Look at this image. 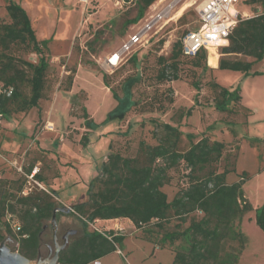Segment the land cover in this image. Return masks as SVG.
I'll return each instance as SVG.
<instances>
[{
  "label": "rangeland",
  "instance_id": "374dc122",
  "mask_svg": "<svg viewBox=\"0 0 264 264\" xmlns=\"http://www.w3.org/2000/svg\"><path fill=\"white\" fill-rule=\"evenodd\" d=\"M13 1L27 11L38 39L50 41L46 55L50 69L45 98L39 108L15 114L8 120L0 118V180L21 179L34 164L33 173L41 169L47 178L45 188L51 191L50 182L63 172L54 185L61 196L57 198L58 207L73 208L88 200L90 184L100 174L109 153L136 156L141 140L157 143L153 136L154 130H159L156 124L180 121L185 137L192 134L195 142L204 136L224 141L227 153L238 155L237 173L229 175V182H237L239 174L246 171L252 176L244 187L246 197L256 205L264 196V60L253 67V71L261 74L246 75L211 67L208 54L206 69L192 67L193 57H184L181 80L162 83L157 77L158 57L169 56L172 44L183 37L185 31L198 26L197 8L204 0H158L155 3L158 6L150 7L141 21L130 25L126 21L137 15L136 0H89V4L81 0ZM8 3V0H0V22H10ZM170 7V18L153 27L143 43L136 45L118 68L108 72L106 60L143 29L152 15L155 17L156 13ZM237 9L241 14H255L254 8L242 1ZM223 47L218 50L219 59ZM133 55H137V64L130 60ZM22 57L38 61L34 53H22ZM242 58L254 61L251 57ZM72 71H75L74 81L68 91L67 78ZM103 73L110 76V86L119 98L128 93L133 95V99L125 97L124 102L134 100L136 106L121 120L111 119L120 100L105 86ZM213 80L230 89L241 88L242 101L233 105L234 113H222L215 108V93L210 88ZM195 82L199 89L195 88ZM84 107L97 127H85ZM191 107V115L183 117ZM86 132L90 143L84 147L81 139ZM189 145L185 138L183 149ZM186 172L185 165L171 171L172 181L163 188L170 201L183 188ZM35 186L39 187L33 183L32 189ZM73 195L81 197L69 200ZM122 219L86 226L78 217L63 213L58 220L61 227L58 241L62 244L63 235L69 230H76L70 240L95 230L115 231L125 239L118 245L117 252L101 260L102 264L172 263L177 245L157 248L145 240V229H138L131 220ZM176 223L173 220L170 227ZM243 231L249 243L239 264H264V232L256 223L255 210L245 216ZM45 245L55 250L51 222L46 224L42 236L41 246ZM10 246L15 251L14 241Z\"/></svg>",
  "mask_w": 264,
  "mask_h": 264
},
{
  "label": "trees",
  "instance_id": "16d2710c",
  "mask_svg": "<svg viewBox=\"0 0 264 264\" xmlns=\"http://www.w3.org/2000/svg\"><path fill=\"white\" fill-rule=\"evenodd\" d=\"M6 7L10 22H0V118L10 119L19 113H28L39 108L45 98L48 86L50 63L47 58L49 40H39L27 11L13 0ZM158 0H136L137 15L127 20L128 25L141 21L147 10ZM255 9V15L242 19L229 36V44L221 49H211L209 65L218 69L242 72L246 75L261 74L253 67L264 60V0H241ZM200 21L198 18V29ZM193 30L172 44L169 56H159V82L181 80L184 57H193L194 68H207L208 53L200 51L196 56L184 53V38ZM94 38L93 42L96 41ZM93 42H90L92 46ZM161 43H164L162 40ZM22 53H34L37 62L26 60ZM242 57H251L247 61ZM137 64V55L130 58ZM68 76L66 90H71L75 71ZM129 79L128 81H132ZM103 81L113 95L120 100L111 119H122L135 106L134 100L125 103L110 86V76L103 73ZM196 89L199 84L195 82ZM215 93L214 106L222 113H234L233 105L242 101L241 88L230 89L210 82ZM172 90L170 89V92ZM133 99V95L131 96ZM173 102V99H170ZM193 107L183 115L189 116ZM83 118L87 129L97 127L94 119L83 108ZM180 121L156 124L154 130L156 144L145 140L139 142L136 156H124L111 152L102 164L100 174L91 182L88 200L73 206L70 215L81 219L86 226L96 220L129 219L138 229H145V240L155 247L165 249L176 246L171 264H239L249 243V237L241 228L244 217L256 212V223L264 232V203L253 207L246 197L244 185L252 178L248 172L239 174L240 180L230 183L229 175L237 173L238 155L227 153L224 141L208 136L195 142V136L185 137ZM187 138L190 145L183 149ZM89 134H83L81 144L89 143ZM39 160V159H38ZM41 162V160H39ZM34 164L26 169L25 177L17 180H0V244L11 237L19 245L15 251L36 261L42 245L45 226L51 222L58 208L55 191L42 190L35 186L28 195L23 191L28 186V176ZM185 165V182L170 201L163 188L172 181L171 171ZM61 174H56L59 178ZM34 181L44 184L47 178L42 170L34 176ZM8 213L15 214L22 226L16 235L6 221ZM62 212L57 217L59 220ZM177 223L170 227L171 222ZM125 239L115 231L86 232L83 236L70 240L60 253L58 264H92L118 251V245Z\"/></svg>",
  "mask_w": 264,
  "mask_h": 264
},
{
  "label": "built area",
  "instance_id": "2783aa9c",
  "mask_svg": "<svg viewBox=\"0 0 264 264\" xmlns=\"http://www.w3.org/2000/svg\"><path fill=\"white\" fill-rule=\"evenodd\" d=\"M85 4H89V0H81ZM241 0H204L197 12L199 15L200 26L198 29L191 31L183 40L184 53L187 56H196L200 51H207L208 55L211 53L212 48L223 46L222 43H229V36L231 32L236 28L242 19H249L255 14H241L237 5ZM120 3V1H118ZM169 8H164L161 12L157 13L150 18L146 26L138 33L130 37V40L126 42L119 50L114 52L105 62L108 72H113L118 68L123 60L129 55L136 45L142 44L147 33L156 27L161 21H165L170 18ZM148 43V41H146ZM53 127V126H52ZM35 173L28 176V186L23 194H26L32 190L33 183L44 189L42 184L34 181ZM6 221L10 225L12 231L18 235L21 229V222L15 214L8 213L6 215ZM16 246L19 244L14 241ZM94 264H101L100 261H95Z\"/></svg>",
  "mask_w": 264,
  "mask_h": 264
},
{
  "label": "water",
  "instance_id": "95a60500",
  "mask_svg": "<svg viewBox=\"0 0 264 264\" xmlns=\"http://www.w3.org/2000/svg\"><path fill=\"white\" fill-rule=\"evenodd\" d=\"M73 211L72 207H58L54 211L53 219H52V227L54 229V244H55V252L53 256H48L50 248L49 245L41 246V256L38 257L35 264H58L60 253L64 250L69 244V238L71 235L76 234V230H71L65 235L64 243L60 244L58 241V230H59V221H58V213H66L70 214ZM13 243V239L11 237L5 238L0 244V264H34V261H31L27 257L23 256L17 251H13L11 248V244ZM47 257V258H45Z\"/></svg>",
  "mask_w": 264,
  "mask_h": 264
},
{
  "label": "crops",
  "instance_id": "0c3cea01",
  "mask_svg": "<svg viewBox=\"0 0 264 264\" xmlns=\"http://www.w3.org/2000/svg\"><path fill=\"white\" fill-rule=\"evenodd\" d=\"M158 4H160V3H158ZM156 6H158V5H156V4H154V6L152 7V8H154V7H156ZM255 10V9H254ZM246 14H250V13H248V12H245ZM157 14V13H156ZM153 16V15H152ZM151 16V17H152ZM220 60V59H219ZM219 60H218V63H217V65L216 66H211V67H213V68H215V69H218V66H219ZM31 141V140H30ZM33 141V140H32ZM90 143V142H89ZM52 156L53 157H56V155H54V154H52ZM37 169H39V168H37ZM39 171V170H38ZM32 173H33V171H32ZM37 173V172H36ZM35 173V174H36ZM63 176V172L61 173V177ZM61 177H59V178H55L54 180H52L51 182H50V185H49V187L51 188V189H53V190H55L54 189V185L56 186L57 185V182H58V180L61 178ZM43 187H44V189H42V188H40V189H42V190H46V191H49V190H47V188H45V183L42 185ZM244 187H245V185H244ZM27 188V187H26ZM26 188H25V190H26ZM24 190V191H25ZM244 190H245V188H244ZM23 191V192H24ZM32 190H30L29 192H27L26 194H23V195H28L30 192H31ZM246 191V190H245ZM78 197H81V196H79V195H73L69 200H73V199H76V198H78ZM249 197V196H248ZM249 199V201L252 203V201L250 200V198H248ZM264 203V196L263 197H261L260 198V200H259V202L256 204V205H254L253 203H252V205H253V207L256 209L257 207H259V206H261L262 204ZM122 220H126V219H122ZM102 221H111V220H96V222L95 223H101L102 224ZM244 222H245V217H244V219H243V221H242V223H241V228H242V230H243V225H244ZM102 260V259H101ZM100 260V262H101V264H102V261ZM92 264H94V263H92Z\"/></svg>",
  "mask_w": 264,
  "mask_h": 264
},
{
  "label": "flooded vegetation",
  "instance_id": "af4514ba",
  "mask_svg": "<svg viewBox=\"0 0 264 264\" xmlns=\"http://www.w3.org/2000/svg\"><path fill=\"white\" fill-rule=\"evenodd\" d=\"M59 228H61V227H59ZM59 231V230H58ZM70 231V230H69ZM68 233V232H67ZM66 233V234H67ZM66 234H64L63 235V242L62 243H64V241H65V235ZM69 241H70V238H69ZM49 248H50V251H49V254L47 255V257L48 256H50V254H51V256H53V254H54V252H55V250H53V248L51 247V246H49ZM39 256H41V251L39 252ZM42 257V256H41ZM47 257H45V258H47ZM43 258V257H42ZM44 259V258H43Z\"/></svg>",
  "mask_w": 264,
  "mask_h": 264
},
{
  "label": "bare ground",
  "instance_id": "6f19581e",
  "mask_svg": "<svg viewBox=\"0 0 264 264\" xmlns=\"http://www.w3.org/2000/svg\"><path fill=\"white\" fill-rule=\"evenodd\" d=\"M172 7V6H171ZM170 7V8H171ZM170 8L168 9V11L170 10ZM223 44V46H225V45H227V43L226 42H224V43H222ZM213 49H217V48H213ZM50 126H52V125H50Z\"/></svg>",
  "mask_w": 264,
  "mask_h": 264
}]
</instances>
